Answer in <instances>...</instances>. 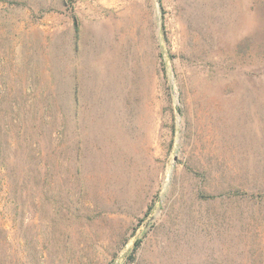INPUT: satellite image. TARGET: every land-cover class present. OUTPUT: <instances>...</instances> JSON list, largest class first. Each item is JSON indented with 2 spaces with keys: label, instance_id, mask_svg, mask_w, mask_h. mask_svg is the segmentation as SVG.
I'll list each match as a JSON object with an SVG mask.
<instances>
[{
  "label": "rangeland",
  "instance_id": "rangeland-1",
  "mask_svg": "<svg viewBox=\"0 0 264 264\" xmlns=\"http://www.w3.org/2000/svg\"><path fill=\"white\" fill-rule=\"evenodd\" d=\"M0 264H264V0H0Z\"/></svg>",
  "mask_w": 264,
  "mask_h": 264
}]
</instances>
